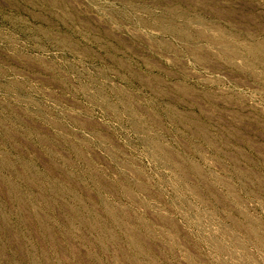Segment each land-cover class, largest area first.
I'll return each instance as SVG.
<instances>
[{"label": "rangeland", "instance_id": "1", "mask_svg": "<svg viewBox=\"0 0 264 264\" xmlns=\"http://www.w3.org/2000/svg\"><path fill=\"white\" fill-rule=\"evenodd\" d=\"M0 264H264V0H0Z\"/></svg>", "mask_w": 264, "mask_h": 264}]
</instances>
